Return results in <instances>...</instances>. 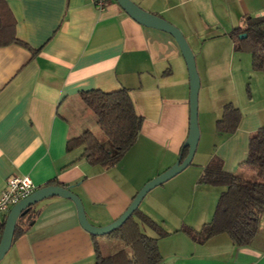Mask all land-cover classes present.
<instances>
[{
	"label": "crops",
	"instance_id": "0c3cea01",
	"mask_svg": "<svg viewBox=\"0 0 264 264\" xmlns=\"http://www.w3.org/2000/svg\"><path fill=\"white\" fill-rule=\"evenodd\" d=\"M133 1L182 30L204 89L201 135L189 170L151 190L140 205L168 235L147 225L149 234L138 221L140 228L157 238L161 264H264V213L258 234L245 246L226 233L200 244L181 229L200 230L213 218L224 187L200 184L199 178L214 155L227 171L241 175L249 169L241 163L250 136L264 126V73L248 62L249 104H237L234 79L247 64L242 54L250 52L235 51L230 32L246 15H264V0ZM1 8L16 20L17 42L0 46V193L9 178L23 175L37 189L66 185L82 198L93 225L110 224L148 180L176 162L188 137L190 77L177 41L139 23L116 0L102 9L91 0H0ZM122 88L145 118L140 135L120 162L93 165L81 157L82 147L68 150L70 138L93 131L87 118L91 126L97 122L80 94ZM227 102L242 113L232 134L216 130ZM6 216H0V240ZM31 217L0 264L96 263L98 238L80 225L71 199L46 198L33 205Z\"/></svg>",
	"mask_w": 264,
	"mask_h": 264
},
{
	"label": "trees",
	"instance_id": "16d2710c",
	"mask_svg": "<svg viewBox=\"0 0 264 264\" xmlns=\"http://www.w3.org/2000/svg\"><path fill=\"white\" fill-rule=\"evenodd\" d=\"M15 31V18L9 11L1 8L0 46L17 42ZM243 33L246 36L241 38L240 35ZM230 36L234 41L235 51L250 52L253 70L264 73V15L244 16L242 24L232 29ZM80 96L86 107L96 115L97 125L105 138L100 139L95 132L86 130L69 139L68 150L82 147L81 157L91 164L104 168L111 167L120 162L135 145L145 118L138 113L128 88L112 92L93 89L81 92ZM241 119L240 108L233 102H227L223 106L221 118L216 122V130L220 133L232 134L238 129ZM187 153L188 148H182L183 157H186ZM241 166L256 171L257 175L264 179V126L250 136L248 156ZM199 183L224 187V190L218 199L211 221L205 223L200 230L184 226L181 228L182 231L200 244L215 235L226 233L235 245H249L259 232L264 213V181H251L244 179L238 173L225 170L223 159L214 155L205 166ZM61 186L69 188L66 185ZM32 207L18 219L13 240L24 232L23 226L27 221L32 220ZM137 219L156 231L158 235H168V232L144 214L139 207L122 226L105 235L122 240L125 246L130 247L133 256L131 257L125 248L110 256H104L96 241L95 264H161L163 262L157 238L144 233ZM5 223L6 218L3 230ZM92 237L94 240L98 238L96 235Z\"/></svg>",
	"mask_w": 264,
	"mask_h": 264
},
{
	"label": "water",
	"instance_id": "95a60500",
	"mask_svg": "<svg viewBox=\"0 0 264 264\" xmlns=\"http://www.w3.org/2000/svg\"><path fill=\"white\" fill-rule=\"evenodd\" d=\"M116 1L129 15L142 25L156 28L171 34L181 49L190 77V130L188 137L183 144V148H188V153L186 157H183L181 154L171 167L145 183L138 191L128 208L116 220L105 226H95L89 221L82 198L70 188H66L61 185H48L36 189L28 197L22 199L14 205L8 212L5 227L0 240V261L5 257L12 246L18 219L22 215L26 214L28 209L36 203L53 196L71 199L76 205L80 225L92 235H106L122 226L140 207L143 199L151 190L181 173L192 163L194 159L200 140L199 91L201 87L195 53L182 30L176 25L172 24L158 14H154L143 9L133 0ZM245 36V33L240 35L241 38Z\"/></svg>",
	"mask_w": 264,
	"mask_h": 264
},
{
	"label": "rangeland",
	"instance_id": "374dc122",
	"mask_svg": "<svg viewBox=\"0 0 264 264\" xmlns=\"http://www.w3.org/2000/svg\"><path fill=\"white\" fill-rule=\"evenodd\" d=\"M204 55H207V54L204 53ZM215 56H216V54H215ZM221 56H222L221 54L217 55L216 59H219ZM242 56H243V59L245 57V59L243 60L244 62H246V58H247V64L242 66V68L239 70V72L241 71V74L240 75H236V78L234 79V81H236V82H234V85L236 86V89H237V92H238V94L236 95V97H238L236 99L237 100V104H240V101L243 104H244V102L248 103L249 100H250L251 90H252L251 89L252 88V84L251 83L249 84V82H250L249 79L250 78H249V76H246L247 75V73H246L247 71L244 70V67H245V69H248L249 67H251V65L249 64L250 62H252L251 54L250 53H243ZM207 57H208V55H207ZM199 69H201V67H199ZM227 72H229V70H227ZM227 77H230V74L227 73ZM200 96L201 97L204 96V89L201 90V88H200L199 100H200ZM239 99H243V100H239ZM255 102L256 103L259 102L258 97H256V100L254 101V103ZM89 112L93 116V118H96V115L91 110ZM86 120L88 121V123L90 125L89 127H92L91 129L93 130V132H95L100 139H104L105 138L104 134L100 131V129H99L98 125H97V122L95 123V126H91L92 125V119L91 118L90 119L87 118ZM199 127H200V125H199ZM200 135H201V129H200ZM187 170H189V169L186 168L185 170H183V172H185ZM241 176L244 179H248V180H251V181H264V179L262 177L258 176L256 171H254L252 169H248L246 174L245 173H241ZM151 179H153V178H151ZM137 220L140 222V224H141V226L143 228V231H147L148 230L147 233L152 234V231L150 230V228L145 223H143L140 219H137ZM97 240H98V246L100 248V251L105 256L109 255L110 253H115V252L125 248L124 242L122 240H120V239L115 238V237H108V236L104 235V236H98ZM128 250H129L128 251L129 255L132 257L133 256L132 250L131 249H128Z\"/></svg>",
	"mask_w": 264,
	"mask_h": 264
},
{
	"label": "built area",
	"instance_id": "2783aa9c",
	"mask_svg": "<svg viewBox=\"0 0 264 264\" xmlns=\"http://www.w3.org/2000/svg\"><path fill=\"white\" fill-rule=\"evenodd\" d=\"M103 8L107 0H91ZM37 187L28 175L11 177L0 193V216L7 215L10 209L22 199L32 194Z\"/></svg>",
	"mask_w": 264,
	"mask_h": 264
}]
</instances>
